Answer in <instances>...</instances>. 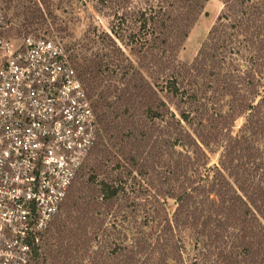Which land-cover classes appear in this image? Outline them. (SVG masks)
Listing matches in <instances>:
<instances>
[{"label":"trees","instance_id":"trees-1","mask_svg":"<svg viewBox=\"0 0 264 264\" xmlns=\"http://www.w3.org/2000/svg\"><path fill=\"white\" fill-rule=\"evenodd\" d=\"M97 1L115 57L71 59L102 133L32 264H263L264 0H219L189 63L207 0ZM126 47L136 61L117 64Z\"/></svg>","mask_w":264,"mask_h":264},{"label":"built area","instance_id":"built-area-1","mask_svg":"<svg viewBox=\"0 0 264 264\" xmlns=\"http://www.w3.org/2000/svg\"><path fill=\"white\" fill-rule=\"evenodd\" d=\"M0 3V264H32L102 133L70 52Z\"/></svg>","mask_w":264,"mask_h":264},{"label":"rangeland","instance_id":"rangeland-1","mask_svg":"<svg viewBox=\"0 0 264 264\" xmlns=\"http://www.w3.org/2000/svg\"><path fill=\"white\" fill-rule=\"evenodd\" d=\"M0 3L13 21V24L9 27V35H21L28 31L48 33L59 40L70 52L71 57L74 58L75 56L80 63H82L84 57L99 55V58L105 52L110 55L111 59L115 57L113 47L108 46L107 40L103 37V31L109 30L112 10L101 7L97 0H0ZM37 8H40L42 15L39 14ZM221 8L222 4L219 0L206 1L202 12L177 54L181 62L189 63L193 60ZM123 49V61L117 60V64L136 61L137 54H134L129 47ZM142 71L144 76L148 78L146 67L142 68ZM116 77H119V74L114 76L112 80H107V84H117L114 80L117 79ZM119 85L121 86V84ZM110 99H113V96ZM243 122L244 116H240L234 121L233 133L238 130ZM219 152V145H212L211 148L207 149L208 166L217 164ZM89 160L90 156H88L86 164ZM84 168L82 171L86 176V169ZM78 180H80L79 175L73 182L72 187ZM169 203L173 207L172 201H169ZM185 244L186 252L190 256L194 255L196 248L193 241Z\"/></svg>","mask_w":264,"mask_h":264}]
</instances>
